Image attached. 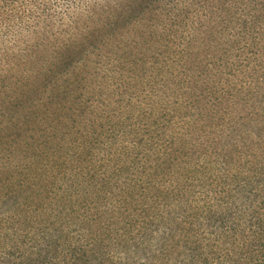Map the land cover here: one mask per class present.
Listing matches in <instances>:
<instances>
[{
  "label": "trees",
  "instance_id": "16d2710c",
  "mask_svg": "<svg viewBox=\"0 0 264 264\" xmlns=\"http://www.w3.org/2000/svg\"><path fill=\"white\" fill-rule=\"evenodd\" d=\"M133 1L0 24V264H264V0Z\"/></svg>",
  "mask_w": 264,
  "mask_h": 264
},
{
  "label": "rangeland",
  "instance_id": "374dc122",
  "mask_svg": "<svg viewBox=\"0 0 264 264\" xmlns=\"http://www.w3.org/2000/svg\"><path fill=\"white\" fill-rule=\"evenodd\" d=\"M254 0H229L228 5L236 6L238 9L245 7H251ZM133 0H0V24L1 25H16L24 24L38 25L50 20L56 23L66 22H90L89 12L95 8L104 7L111 8L113 12L117 9H127L129 4L133 3ZM202 0H166L163 3L165 7H186V6H200ZM224 0H211L212 7L218 9L214 14L213 22L216 24L223 22H235L236 18L251 20L252 13L246 11H238L237 13L224 12L226 17L221 20V13L219 8L223 5ZM226 3V4H227ZM242 7V8H241ZM74 12L73 16L70 14ZM11 14V16H9ZM19 35V32H18ZM5 35H1L4 37ZM19 36H15L14 33L8 34L6 38L17 39Z\"/></svg>",
  "mask_w": 264,
  "mask_h": 264
}]
</instances>
